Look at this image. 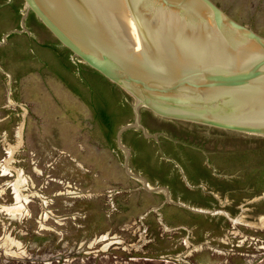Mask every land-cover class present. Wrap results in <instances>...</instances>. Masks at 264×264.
Returning <instances> with one entry per match:
<instances>
[{
	"label": "water",
	"instance_id": "water-1",
	"mask_svg": "<svg viewBox=\"0 0 264 264\" xmlns=\"http://www.w3.org/2000/svg\"><path fill=\"white\" fill-rule=\"evenodd\" d=\"M0 52L119 117L184 201L264 199V37L211 0H0Z\"/></svg>",
	"mask_w": 264,
	"mask_h": 264
},
{
	"label": "rangeland",
	"instance_id": "rangeland-1",
	"mask_svg": "<svg viewBox=\"0 0 264 264\" xmlns=\"http://www.w3.org/2000/svg\"><path fill=\"white\" fill-rule=\"evenodd\" d=\"M211 1L264 37V0ZM119 133L0 52V264H264V199L184 201Z\"/></svg>",
	"mask_w": 264,
	"mask_h": 264
},
{
	"label": "trees",
	"instance_id": "trees-1",
	"mask_svg": "<svg viewBox=\"0 0 264 264\" xmlns=\"http://www.w3.org/2000/svg\"><path fill=\"white\" fill-rule=\"evenodd\" d=\"M68 49V48H67ZM69 50V49H68ZM70 51V50H69ZM96 73L98 74V76L101 77V80L104 82L105 80V85H106V82H107V79L102 76L99 72L96 71ZM108 83V82H107ZM110 85V84H109ZM107 86V85H106ZM108 87V86H107ZM98 113H99V117L100 119L102 120V123L103 125L106 127V129L108 130V133L109 134H112L113 131H114V127L119 119V117L117 118L116 115L115 116H112L110 115V113L108 112V110L106 108H100L98 110Z\"/></svg>",
	"mask_w": 264,
	"mask_h": 264
},
{
	"label": "bare ground",
	"instance_id": "bare-ground-1",
	"mask_svg": "<svg viewBox=\"0 0 264 264\" xmlns=\"http://www.w3.org/2000/svg\"><path fill=\"white\" fill-rule=\"evenodd\" d=\"M183 23V22H182ZM183 26L186 28V30L187 31H190L191 33H190V35L193 37V39L194 40H199V38H200V35H199V29H198V27L196 28V26L193 24V25H191V26H188V24H187V26H186V24H183ZM195 28H196V30H195ZM191 30H195V31H191ZM18 139L19 140H21L22 138H21V132H19L18 133ZM21 142V141H20ZM12 154V153H11ZM4 166V164L3 165H1V167H3ZM7 167V166H6ZM20 194V193H19ZM19 194H18V197H17V199H18V202L16 203V206L14 207L15 208V210L17 211V210H21V208H23V205L21 204L22 202H19L20 201V196H19ZM21 195V194H20ZM10 208V207H9ZM15 211V212H16ZM263 223H261V224H259L258 226H260V225H264V220L262 221Z\"/></svg>",
	"mask_w": 264,
	"mask_h": 264
}]
</instances>
